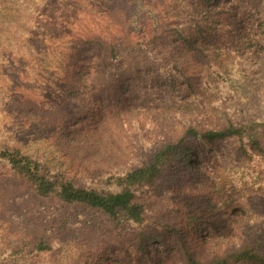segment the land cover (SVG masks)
I'll use <instances>...</instances> for the list:
<instances>
[{
    "label": "trees",
    "instance_id": "1",
    "mask_svg": "<svg viewBox=\"0 0 264 264\" xmlns=\"http://www.w3.org/2000/svg\"><path fill=\"white\" fill-rule=\"evenodd\" d=\"M183 13L167 35H139L129 51L75 43L64 103L25 104L31 127L51 123L59 152L88 175L69 177L0 139L2 186L40 204L20 228L34 235L19 250L29 254L6 248L0 264H264L254 178L264 176V0H187ZM140 47L146 70L128 61ZM14 195L1 198L0 214L20 223L6 207L20 202ZM45 200L58 213L46 215ZM74 209L102 220L88 229L107 242L89 250L69 227Z\"/></svg>",
    "mask_w": 264,
    "mask_h": 264
},
{
    "label": "rangeland",
    "instance_id": "2",
    "mask_svg": "<svg viewBox=\"0 0 264 264\" xmlns=\"http://www.w3.org/2000/svg\"><path fill=\"white\" fill-rule=\"evenodd\" d=\"M186 2L143 0L140 14H136V23L133 24L131 17L136 12L135 0H0V139L26 153L50 157V164L69 177L79 179L87 176L84 166L76 165L71 156L59 152L54 144L56 135L51 123L44 121L45 124L39 127H31L32 120H26L22 113L25 104L39 106L43 111L46 107L54 111L64 103V76L70 60L68 55L75 52V43L99 40L105 46L122 44V50L129 51L139 35L145 39L151 35H167L166 30L183 16ZM138 49L140 52L128 61L139 62V69L146 70L149 55L141 47ZM156 56L153 52L152 60ZM192 73L193 70L188 72ZM6 173L8 169L0 163V175ZM236 178L239 176L232 179L237 181ZM254 178L260 181L258 207L261 209L259 215L264 216V176ZM3 181L4 178L1 180L0 177V201L1 198L12 200L16 193L20 202L6 207L21 217V224L0 214V247L4 248L0 253L6 248L9 252L15 248L17 251L13 254H29L19 250L28 248L27 240L33 234L31 229L24 230L30 225L28 218L40 204L31 196L25 197L22 187L7 185L5 188ZM42 206L49 210L46 215L58 213L59 205L52 201H42ZM82 212L81 209L68 211L69 227L81 234L89 250L96 246L97 249L107 242L108 235L97 231L92 235L88 228L95 221L104 222L90 214V219L83 217L85 214ZM88 220L92 222L88 224ZM250 221L243 225L248 226ZM22 225L25 229L20 231ZM207 249L202 246L201 253ZM88 253L92 254V251ZM37 258L33 257L34 261ZM33 259L25 256L21 258L22 264H29Z\"/></svg>",
    "mask_w": 264,
    "mask_h": 264
}]
</instances>
